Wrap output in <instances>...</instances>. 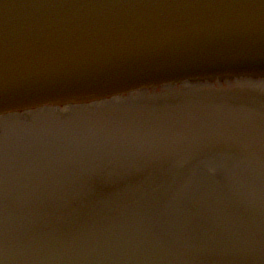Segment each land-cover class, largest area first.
Wrapping results in <instances>:
<instances>
[{"label": "water", "instance_id": "obj_1", "mask_svg": "<svg viewBox=\"0 0 264 264\" xmlns=\"http://www.w3.org/2000/svg\"><path fill=\"white\" fill-rule=\"evenodd\" d=\"M0 264H264V0H0Z\"/></svg>", "mask_w": 264, "mask_h": 264}]
</instances>
